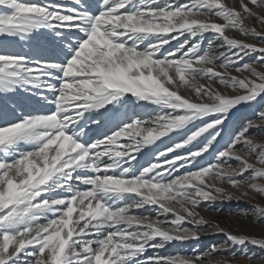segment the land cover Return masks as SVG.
I'll return each mask as SVG.
<instances>
[{
	"label": "snow or ice",
	"instance_id": "6c2138e0",
	"mask_svg": "<svg viewBox=\"0 0 264 264\" xmlns=\"http://www.w3.org/2000/svg\"><path fill=\"white\" fill-rule=\"evenodd\" d=\"M237 3L98 0L93 8L86 0L72 7L0 0V36L25 42L47 32L55 57L33 59L0 44V94L32 91L54 107L0 111V264H229L214 262L213 252L264 249V238L233 234L196 211L253 191L264 197V143L249 137L264 125V110L261 124L246 121L217 147L232 110L264 96V72L253 67L264 65V46L227 34L264 44V30L248 23L264 25V0ZM129 106H154L155 114L125 111L108 128L112 114ZM91 125L107 130L91 139ZM164 137L170 145L137 174L134 154ZM205 154L211 159L201 163ZM147 206L155 216L139 212ZM254 206L260 223L264 207ZM205 226L227 237L222 249L145 256L173 241L198 240Z\"/></svg>",
	"mask_w": 264,
	"mask_h": 264
},
{
	"label": "rangeland",
	"instance_id": "374dc122",
	"mask_svg": "<svg viewBox=\"0 0 264 264\" xmlns=\"http://www.w3.org/2000/svg\"><path fill=\"white\" fill-rule=\"evenodd\" d=\"M248 23L250 26H257L259 30H264V25H257V22L255 20H251ZM41 32L42 31L35 33L36 35L33 34L31 39L25 42L19 41L18 39H15V38L3 37V36H0V39H2L3 41V38H8L6 39V40H9L7 44H10V46H13V47H15L14 45H18L19 47L21 46V48H25V51H28L29 56H30L31 54H34V52L39 50V47H38L39 38L38 37H39V33ZM227 34L232 38L242 39V40H246L249 43L257 44L259 46H264V44H261L260 41L250 40L247 37L241 36L239 33L235 31H229L227 32ZM257 55L258 54H253L247 57L246 62L254 61ZM253 67H256L257 71L264 72V65L254 64ZM232 74L233 75H244V76L249 75L248 73L237 74L234 71H232ZM205 83H207V81H205ZM214 87H216L221 92L228 94V95L237 94L235 90H232V89L226 90L223 88V86L219 85L218 83H216ZM21 92L29 93L30 91L18 89L14 94H8L6 96L7 99L5 101L7 102V104L4 103V105H0V111L4 110L5 108L7 109L15 108L16 110L21 108L23 106V103L18 102L17 103L18 105H14V102L12 101V98H16L19 100V97L21 96ZM25 105L26 106H33V105L38 106L39 104L33 103L31 105L30 103L26 102ZM261 110H264V96L258 97L257 100L251 103L238 105L236 108H234L232 112L230 113L229 119L226 121L224 125L223 136L222 138L219 139V143L217 147H222L225 144V142L234 133L240 130V128L243 126V124L246 121L251 120V121H254L256 124H261V121L258 119V116H257L258 112ZM249 137L252 138L257 143H264V125H262L259 128H255V127L251 128L249 130ZM170 143L168 145H170ZM166 145L167 144L165 145L159 144L157 148H155L154 146H151L153 149V151L152 150L151 151L155 154V155H152V157L153 158L156 157V151H158V148H161L163 150ZM184 151H185L184 149H181V151L179 152L183 154ZM146 152L147 150H144L143 153H146ZM209 159H211V157L205 154V159L203 161L201 160V162L205 163ZM150 162H153V159L146 160L144 163H137L135 164V168L139 172V170L142 167L147 166ZM231 163L234 167L236 166V162L234 160L231 161ZM257 166L259 167V165ZM260 183H264V181H261ZM218 186L224 187L226 191L233 192L237 196L240 195L239 192H236V190L233 189L228 184H222V185L218 184ZM249 197H252V199H249ZM249 197H244L243 202L242 201L237 202L236 200H231V201L217 200L216 202L210 205L202 204L201 207L196 209V211L200 212V214L207 221H209L210 224H213V225L218 224L220 227L232 232L233 234H242L243 232L242 230L247 229L246 235L256 237V238H264V235H262L264 234V221H261L260 223L255 222L256 208L254 206L256 204H259L260 206L264 207V197L260 196L254 191L249 192ZM143 214L146 215V213H143ZM153 214L150 216H155ZM228 220H233L235 222L234 225L228 222ZM183 226L189 227V228L192 227V225L188 224L187 222H185ZM226 239L227 237L224 234L222 233L218 234V232H216L215 229L205 226L204 230L200 232V238L198 240L191 239V240H186V241H173V242L166 244L165 248L167 249V252L164 254V256L167 257V256H173V255H180V256H186V257H193L196 255L207 254L213 251L214 246L217 249H222L223 245L225 244ZM232 253H235V257L232 256ZM242 253H247V256L253 257L251 264H257L259 260H264V249H260L259 247L253 246L250 244L247 247L235 246L230 249L223 250V251L213 252L211 259L214 262L227 260L229 261V264H250L247 256L242 255ZM145 256H153V255L150 253V254H145Z\"/></svg>",
	"mask_w": 264,
	"mask_h": 264
},
{
	"label": "bare ground",
	"instance_id": "6f19581e",
	"mask_svg": "<svg viewBox=\"0 0 264 264\" xmlns=\"http://www.w3.org/2000/svg\"><path fill=\"white\" fill-rule=\"evenodd\" d=\"M24 2H39V0H24ZM55 2L63 3L67 7L74 6L73 0H55ZM86 2L91 4L92 7L95 8L97 6L98 0H86ZM226 2L229 5H232L233 3H236L237 8H238L237 0H229V1L226 0ZM0 10L3 11L2 8H0ZM38 38H39V46H38L39 50L34 52V54H31L30 56L33 59H39V58L54 59L55 57L50 52V49L53 47L52 42H51L50 34H48L47 32L42 31L41 33H39V37ZM6 39H8V38H3V41H2V39H0V41H2V42H0V44L7 46V48L9 50H11V51L21 52L23 54L29 55V52L25 51V48H21V46L19 47L18 45H14L15 47H13V46H10V44H7L9 40H6ZM181 39H183V37H181ZM175 45H176V41H172L171 47H174ZM203 46L205 48L207 47V41L204 42ZM167 47H169V46H166V48ZM45 94L46 95H50L49 93H45ZM6 99H7L6 96L0 94V105H4V103L7 104V102H5ZM19 100L16 99V98H12V101L14 102V105H18L17 104L18 102L23 103V106L21 108H19L18 110H16L17 114H19L20 112H23L24 114H28V113H49L51 111H54V107L51 104L45 103L44 101L40 100L39 96L33 95L32 91H30L29 93H26V92L22 93L21 92V96L19 97ZM26 102L30 103L31 105L33 103H36V104H39V105L38 106H36V105L26 106L25 105ZM125 111H127V114L129 116H131L133 113H136L141 118H146L149 114H155L154 113V106H147V107H143V106H129L127 109H119L118 111H115L114 114H112V116H111V121L112 122L108 125V128L113 127L116 122H118L120 119H122L123 116H124ZM2 123H3V121L0 120V124H2ZM106 130L107 129H99L98 130L94 125H91L88 128L89 137L91 139H96V138H98V136L103 131H106ZM162 141L163 142L157 141L155 144L149 145V146L141 149V151L139 153H135L134 154V155H136V159L131 161V166L136 171V173H138V170L135 168V164L144 163L146 160H152V159L154 161L155 157L153 158L152 155H155V154L152 152L153 149H152L151 146H154L155 148H157L159 146V144H162V145L167 144L168 145L171 142V141L168 140L167 137L162 138ZM159 149L162 150L161 148H158V151H160ZM144 150H147V152L143 153ZM158 151H156V153ZM178 151H181V150H178ZM171 155L172 154H169V156H171ZM125 166L127 167L128 165H125ZM184 171H185V169H180L179 170V174H183ZM78 187L81 188V189H84L86 186L78 185ZM240 201L243 202L244 199L242 198ZM155 211H156V209L154 208V206H147L146 209L139 210V212L146 213V215H149V216L152 215L153 213H154L153 215H156ZM171 218H172L171 215H169L167 217L168 220H170ZM162 219H164V217H162ZM228 222H230L233 225L235 223L233 220H228ZM242 231H243L242 234H245V235L247 234V229H243ZM166 252H167V249L164 247L163 249H158V250L149 249L145 254H150L151 253L153 256H156V255L164 256V254Z\"/></svg>",
	"mask_w": 264,
	"mask_h": 264
}]
</instances>
